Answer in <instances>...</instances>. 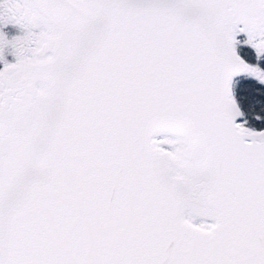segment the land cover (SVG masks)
<instances>
[{"label": "snow or ice", "instance_id": "6c2138e0", "mask_svg": "<svg viewBox=\"0 0 264 264\" xmlns=\"http://www.w3.org/2000/svg\"><path fill=\"white\" fill-rule=\"evenodd\" d=\"M0 264H264V0H0Z\"/></svg>", "mask_w": 264, "mask_h": 264}]
</instances>
